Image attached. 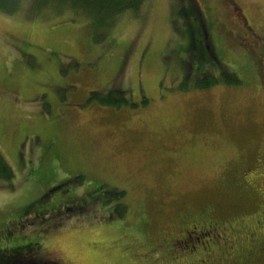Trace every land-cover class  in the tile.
<instances>
[{
    "label": "rangeland",
    "instance_id": "obj_1",
    "mask_svg": "<svg viewBox=\"0 0 264 264\" xmlns=\"http://www.w3.org/2000/svg\"><path fill=\"white\" fill-rule=\"evenodd\" d=\"M196 1L210 14L217 81L207 66L195 77L185 52L179 13L192 0H133L106 22L27 0L0 10V157L12 171L0 177V256L34 242L38 264H167L135 256L178 232L190 208L209 204L236 221L264 209V171L252 165L264 154L262 61L240 56L244 70L216 43L262 47L264 0ZM257 171L262 181L250 178ZM246 181L255 189L244 191ZM48 193L82 201L14 213L20 200ZM123 228L131 242L143 233V245H117ZM216 244L226 250L227 238Z\"/></svg>",
    "mask_w": 264,
    "mask_h": 264
},
{
    "label": "trees",
    "instance_id": "obj_2",
    "mask_svg": "<svg viewBox=\"0 0 264 264\" xmlns=\"http://www.w3.org/2000/svg\"><path fill=\"white\" fill-rule=\"evenodd\" d=\"M27 1L28 3L38 2L39 4L36 6V8H41V7H45L48 5H56V6L67 5L72 9H77V11H80L85 15L91 16L93 19H98L101 22L102 21L106 22L108 19L112 18L116 14L125 12L129 10L130 8L131 9L133 8V0H27ZM21 3H22V0L21 1L20 0H0V10L4 12H13L21 5ZM199 9H201L200 11H203V10L207 11V9H205L204 7L202 8L199 7ZM209 15L210 14L208 13L207 17L205 18L206 20H204V19H201V15H199V13L197 15L196 13L191 11L189 8L181 9L179 16L182 17L183 23H181V25L183 29L181 30L180 35L189 41V44H187L185 52L190 54L192 56V62L197 64V66L193 69L196 71L195 77H197V74L201 71L200 68L207 66L208 74L211 75V77L213 78V81H217L218 76L223 77V75L220 73H218V75L216 76L214 75L215 74L214 72H216L217 70V58H219V56L215 55V52L210 42L208 40L205 41L206 39L210 38V29H211L210 26H212L209 20ZM206 33H208L209 35L206 36ZM258 37H260V39L258 40L261 41L262 47L257 49L255 45L252 44V46L248 50H243L239 46L240 52L246 53V55H250L251 57L253 56L256 57L254 55V53H256V55L259 56L260 59L264 58V32L260 33ZM244 39L246 40V38ZM244 39H241V40H244ZM207 49H208V52H207ZM251 51L254 52V53L252 52V55H251ZM236 61L238 62V60ZM233 76L236 77L237 79L241 78L240 75H238L236 72L234 73ZM232 81L235 82L234 79ZM207 84L208 83H202V84H197V85L207 86ZM101 104L107 105V102H102ZM0 177L6 178V179H9L12 177V171H10L9 166L4 163L1 157H0ZM54 189L55 188L53 189L48 188V192L50 191L51 193ZM50 193H48V195H43L42 197H37V198L29 197L27 199L25 198V200L24 199L20 200L19 204L16 205L15 207L14 213L17 216H19V218L25 217L27 215L31 216V214L33 215L39 214V216L44 215V213L48 214L47 212H45V209L41 210V208L43 207H40V205L44 204L43 206H47V204L48 205L50 204L51 202ZM253 197L254 195L252 196V198ZM98 198L100 199L102 197H99V195H96V196H92L91 199L87 201H85V198H84L83 201L85 203H90V200H95ZM80 201H82V199ZM182 221L183 219L177 222L178 227L179 225H181ZM213 228L207 226L205 229L202 230V233L197 232V235H196L197 239L199 236V241L201 243H205V241H202L201 239L204 237H205L204 239H208L211 236L212 240L215 241V238L217 237L219 238L221 234L214 233L212 231ZM125 230L123 228L119 232L117 239L115 241L119 243L117 245L122 246L123 244V247L127 245L133 246L134 244L136 246L143 245V242L145 241V238L142 236L143 233L139 234L137 232L135 235H132L133 237L132 236L131 237L133 241L131 242L129 241V236H128L129 234L126 233ZM22 243L13 245L12 248H7V249L5 248L4 250H2L4 252V255L0 256V264H38L39 261H37L35 257L30 255V252L36 249V243L34 242H25L23 244ZM93 244H96V242H93ZM144 247L146 248V247H151V246L146 245ZM181 247H182L181 243H177V249L179 248V250H181ZM161 248L164 249V247H161ZM239 248L241 249L237 253V255L231 256V257L235 256L233 257L234 258L233 264L235 263L243 264V262L250 263L249 258L253 254H255V256L257 257H264V252H261L259 255L256 254L255 249L257 248V246L253 245L252 247L250 245L243 243L241 247ZM211 249L215 250L213 246ZM151 251L152 249H150L149 251L142 250V251L137 252V256H135L136 260L141 261L143 257L151 255ZM161 252L162 251H160V253ZM239 253L241 254L245 253V254L240 256ZM185 254L186 252L184 250H183V253L180 252L178 255L173 252H166L160 255V258H161L160 261L164 262L168 260L170 262L174 260H177V261L183 260L187 258ZM37 258L39 257L37 256Z\"/></svg>",
    "mask_w": 264,
    "mask_h": 264
},
{
    "label": "flooded vegetation",
    "instance_id": "obj_3",
    "mask_svg": "<svg viewBox=\"0 0 264 264\" xmlns=\"http://www.w3.org/2000/svg\"><path fill=\"white\" fill-rule=\"evenodd\" d=\"M187 8H189L191 11H193L197 15L199 13V15H201V19H204V20H206L205 18L207 17L209 13L207 12L208 10L200 11L201 9H199V5L196 0H192L191 6H187L184 9H187ZM236 10H238L239 23H242L244 21L245 23H247L246 25H251L249 21L247 20V17L243 15L242 12H239L241 10L238 8H236ZM208 35L209 34L206 33V36ZM207 40L209 41V39H206L205 41ZM187 43L189 44L188 40H187ZM216 43L220 44L223 47L222 50L224 52H232L230 55L236 56L237 58L238 56L244 57L246 55V53H240L239 52L240 49L238 50L232 49L231 46L229 45V41H225L222 38L217 39ZM233 56H230V57L234 60ZM261 61H262L261 66L262 68H264V58H261ZM255 64H256V61H255ZM236 65L240 68H243L244 70L250 71V66L239 58H238V62ZM243 83H245V80H243ZM256 156H257V159L262 160L263 164L258 165L256 158H254V160L252 161L253 168L254 169L262 168L261 171H264L263 152L259 150ZM258 175H259V172L257 171L255 173L256 177L251 176L250 178H256V180L259 179L260 181H262L261 177ZM253 184H256V183H252V181H249V182L246 181L244 184V191L249 192L255 189L256 185L253 186ZM263 185H264V182H263ZM45 192H48V189H46ZM263 197H264V194H263ZM79 201H80L79 199L73 198L72 195L64 194L62 196L55 197L54 199H52L49 206L50 208H52L51 210L54 211V210H58V207L57 208H54V207L64 202H69V204L76 206V203H78ZM261 201L264 203V198H262ZM181 219H183V221L181 225H179L178 227L179 229L178 232H176L172 236L161 238V241L157 243L156 245H153L151 247H146V248L144 247L142 249L143 251H149L150 249H152V251H151V255L143 257L141 261L150 262V260H157V263H160L161 254H164L166 252H173L178 255L180 252L183 253V250H184L186 254H189L190 259L179 260V261L174 260L170 262L167 260L164 262L167 264H215V263L216 264H233V261L231 262L230 260L232 258L231 256L237 255V253L241 249L239 247H241L243 243L250 245L252 247L253 245L257 246V248L255 249L257 255H259L261 252H264V233H263L264 232L263 231L264 230V209H258L257 214L253 216L250 221H245V220L236 221L232 219L228 220L227 218L218 217L217 215L211 212V207L209 204H204L203 206L190 208L189 210L185 212V215H183ZM207 226L212 227V228L215 227L212 229V231L214 233H220L221 239H223V237L227 238L228 248L226 247V250H222V247L221 249H218L215 246L217 245L216 242L218 241L217 239L218 237L215 238V241H213L212 239H209V238H212L210 236L208 239H205V243H201L197 239L196 237L197 232L202 233V230L205 229ZM257 230L259 232H257ZM177 243H181V245L183 244L185 245L184 247L183 246L181 247V250H179L180 247L177 249ZM212 246H215L214 252H211ZM161 247H164V249H162ZM190 248H193V249H190ZM160 251L162 252L160 253ZM195 252L196 254L193 256ZM53 263H56V262H53ZM58 264L60 263L58 262ZM235 264H240V263H235Z\"/></svg>",
    "mask_w": 264,
    "mask_h": 264
}]
</instances>
